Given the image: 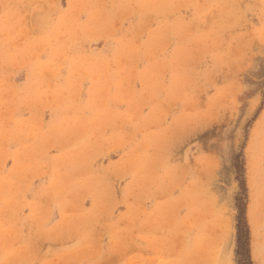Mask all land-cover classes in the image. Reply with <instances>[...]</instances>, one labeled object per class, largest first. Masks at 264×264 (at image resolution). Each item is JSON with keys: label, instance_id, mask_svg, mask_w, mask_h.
Returning a JSON list of instances; mask_svg holds the SVG:
<instances>
[{"label": "rangeland", "instance_id": "rangeland-1", "mask_svg": "<svg viewBox=\"0 0 264 264\" xmlns=\"http://www.w3.org/2000/svg\"><path fill=\"white\" fill-rule=\"evenodd\" d=\"M222 263L264 264V0H0V264Z\"/></svg>", "mask_w": 264, "mask_h": 264}, {"label": "bare ground", "instance_id": "bare-ground-1", "mask_svg": "<svg viewBox=\"0 0 264 264\" xmlns=\"http://www.w3.org/2000/svg\"><path fill=\"white\" fill-rule=\"evenodd\" d=\"M256 183H257V182H256ZM260 188H261V187H260ZM254 196H255V195H254ZM252 200H253V199H252ZM251 205H252V204H251ZM219 208H220V207H219ZM255 208H256V205H255ZM251 210H252V209H251ZM251 210H250V211H251ZM254 211H255V210H254ZM210 212H211V211H210ZM215 212H216V211H215ZM250 213H251V212H250ZM252 213H253V212H252ZM203 217H204V216H203ZM251 217H252V216H251ZM205 218H206V217H205ZM222 218H223V217H222ZM253 218H254V217H253ZM252 221H254V220H252ZM254 227H255V226H254ZM228 228H229V227H228ZM222 229H223V228H222ZM225 229H227V228H225ZM209 231H211V230H209ZM212 231H213V230H212ZM215 231H216V230H215ZM219 231H220V230H219ZM207 232H208V231H207ZM226 234H227V233H226ZM225 239H226V237H225ZM210 241L212 242L213 240H210ZM227 241H228V240H227ZM208 242H209V241H208ZM211 242H210V244H211ZM206 243H207V242H206ZM206 243H205V244H206ZM226 245H227V244H226ZM224 247H225V246H224ZM225 248H226V247H225ZM253 248H254V250H253V249H252V250H253V252H254V256H256V254H257V250H258V249L256 248V246H254ZM211 250H212V249H211ZM211 250H210L209 252H211ZM213 250H214V249H213ZM221 250H223V249H221ZM206 251H207V250H206ZM223 251H224V250H223ZM217 252H218V251H217ZM221 252H222V251H221ZM207 254H209V253H207ZM206 256H207V255H206ZM219 257H220V256H219ZM223 261H224V260H223ZM222 264H223V263H222Z\"/></svg>", "mask_w": 264, "mask_h": 264}, {"label": "trees", "instance_id": "trees-1", "mask_svg": "<svg viewBox=\"0 0 264 264\" xmlns=\"http://www.w3.org/2000/svg\"><path fill=\"white\" fill-rule=\"evenodd\" d=\"M243 190L245 191V189H243ZM243 198H245V196ZM242 215L244 216V210H241V218H242Z\"/></svg>", "mask_w": 264, "mask_h": 264}]
</instances>
